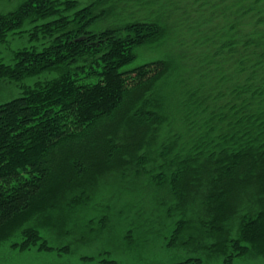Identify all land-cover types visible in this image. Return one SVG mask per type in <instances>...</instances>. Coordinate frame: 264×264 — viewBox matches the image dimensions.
<instances>
[{
  "label": "trees",
  "instance_id": "obj_1",
  "mask_svg": "<svg viewBox=\"0 0 264 264\" xmlns=\"http://www.w3.org/2000/svg\"><path fill=\"white\" fill-rule=\"evenodd\" d=\"M0 1V83L21 89L0 103V244L54 250L38 216L69 149L71 181L105 158L166 190L167 246L196 219L223 264L264 254V0Z\"/></svg>",
  "mask_w": 264,
  "mask_h": 264
},
{
  "label": "rangeland",
  "instance_id": "obj_2",
  "mask_svg": "<svg viewBox=\"0 0 264 264\" xmlns=\"http://www.w3.org/2000/svg\"><path fill=\"white\" fill-rule=\"evenodd\" d=\"M13 5V2L0 1V12ZM17 44L20 42L10 47ZM175 46L170 44L167 48L175 49ZM11 48L6 50L7 56ZM152 55L150 44L138 50L134 64L152 59ZM20 94L17 84L0 83V103ZM133 129L125 121L116 132ZM96 145L94 142L90 146L93 155L100 149L96 150ZM62 151L53 157L50 196L37 225L54 250L36 247L21 250L12 246L15 238L9 239L0 244V264H105L103 261L108 259L118 264H172L190 257L200 258L202 264H223L207 249L212 238L197 226L196 219L179 238L166 245L165 237L172 228L164 213L166 208L160 205L167 200L166 190L157 191L147 179L123 178L119 173L130 172V168L123 164L124 168L120 166L117 172L111 163H104L105 158L98 161L101 168L90 176L71 181L72 168L64 166L63 157L75 152ZM86 196L89 201L85 200ZM75 198L84 199V203L78 204ZM233 264H264V254L250 251L236 257Z\"/></svg>",
  "mask_w": 264,
  "mask_h": 264
}]
</instances>
